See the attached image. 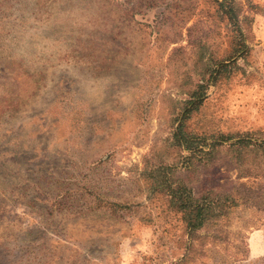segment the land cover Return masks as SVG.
<instances>
[{
    "label": "rangeland",
    "instance_id": "obj_1",
    "mask_svg": "<svg viewBox=\"0 0 264 264\" xmlns=\"http://www.w3.org/2000/svg\"><path fill=\"white\" fill-rule=\"evenodd\" d=\"M263 27L264 0H0V264H264V147L201 148L264 140ZM180 185L237 204L190 235Z\"/></svg>",
    "mask_w": 264,
    "mask_h": 264
},
{
    "label": "trees",
    "instance_id": "obj_2",
    "mask_svg": "<svg viewBox=\"0 0 264 264\" xmlns=\"http://www.w3.org/2000/svg\"><path fill=\"white\" fill-rule=\"evenodd\" d=\"M223 6L224 4L221 3ZM232 17H234L232 15ZM213 74V73H212ZM201 87V85H200ZM192 99H189L188 103L189 105L183 109V120L186 118L187 114L192 111L196 110L198 108L199 103L204 99L205 94L204 93H194ZM180 124L177 128V133L182 137L183 131ZM249 133H247L245 136H228L226 139H216L214 142L215 144H209L205 143L204 147L202 148L203 156L208 160V158L212 157V154L218 150L216 147L223 146L225 143L229 142V149L231 151L240 152L239 154V162L236 161V164L245 166L246 163L242 162L240 158H243L244 154L252 150L251 145L257 148H263L264 147V140L260 139H252L248 138ZM178 137L177 141L184 146L183 143H181L182 139L181 137ZM220 138H223V135H220ZM248 138V139H247ZM185 140V141H184ZM183 142H187L188 145L184 147L185 149L194 151L195 146L193 147L194 141H186L184 139ZM241 149L244 151H241ZM244 153V154H243ZM246 158V156H245ZM236 159V157H235ZM234 159V160H235ZM247 159V158H246ZM170 194V202L172 206L176 207L178 211H181L184 213V216L187 220V226L189 227L190 235H192V232H194L196 229L204 226L208 222H210L212 219L220 218L221 216L226 215L229 210L237 204V200L233 193L231 194H216L214 191L208 192L205 191L201 193L200 196H196L193 192V190L189 187H186L184 185H180L179 187L175 189H171Z\"/></svg>",
    "mask_w": 264,
    "mask_h": 264
},
{
    "label": "crops",
    "instance_id": "obj_3",
    "mask_svg": "<svg viewBox=\"0 0 264 264\" xmlns=\"http://www.w3.org/2000/svg\"><path fill=\"white\" fill-rule=\"evenodd\" d=\"M261 33L264 35V27L261 29ZM262 35V36H263ZM262 46L264 47V40H263V42H262Z\"/></svg>",
    "mask_w": 264,
    "mask_h": 264
}]
</instances>
